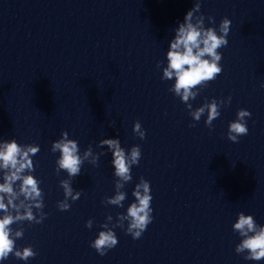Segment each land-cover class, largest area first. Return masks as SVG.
Here are the masks:
<instances>
[{
  "label": "clouds",
  "instance_id": "9594fccd",
  "mask_svg": "<svg viewBox=\"0 0 264 264\" xmlns=\"http://www.w3.org/2000/svg\"><path fill=\"white\" fill-rule=\"evenodd\" d=\"M207 19L214 24L213 17L208 16ZM231 23L229 18L224 17L219 23L218 30L214 26L205 27L201 0H194L193 7L187 11L183 21L179 22L178 27L173 30L174 36L166 52L167 65L162 68V80L174 79V84L169 91L186 105L194 121H200L206 112L205 125L210 129L213 121L220 116L221 107L229 104L231 97L227 100L213 98L194 110L189 101L194 100L202 88L222 73L223 68L220 64L222 53L219 49L226 47L229 43L227 37ZM161 64L162 62H158L157 67L160 68ZM261 87H264V84ZM250 116L251 113L248 110L237 111V118L228 126L227 138L230 141L238 142L240 136L248 134L249 129L245 118ZM133 132L140 139L146 136L138 120L133 124ZM104 146H107L112 154L111 163L114 167L113 175L116 178V192L113 196L106 197L104 203L123 207L126 194L119 189L132 180V167L139 164L141 149L139 145H134L126 152L118 138L101 139L97 147ZM39 151V145H21L14 138L0 140V181H2L0 182V213H2L0 215V262L7 260L10 255L23 261L37 255L32 246L24 247L22 250L16 247V240L23 237L24 229L21 227L14 230L12 225L22 224L25 221L30 224H40L47 217V213L43 211L45 205L44 193L40 188L41 181L31 174L35 170L32 157ZM51 151L59 152L56 160L57 174L63 170L68 177L60 181L64 199L57 202V207L61 211H68L69 199L76 201L81 196L80 191H74L72 178L80 175L85 161L96 166L100 155L104 153H95L89 145L81 155L78 141L70 139L67 131L62 132L60 139L51 144ZM132 195L135 201L127 208L126 215L118 214V218L128 221L126 232L135 240L142 236L153 220L150 182L141 177ZM237 217L232 227L242 239L236 245L235 252L247 253L244 259L249 261L264 260V225H258L251 214L239 212ZM107 219L111 220L112 216L109 215ZM92 224L93 221L89 219L85 226L91 228ZM101 228L103 230L99 231L97 237L90 243V247L100 256H104L118 244V238L108 224H102Z\"/></svg>",
  "mask_w": 264,
  "mask_h": 264
}]
</instances>
